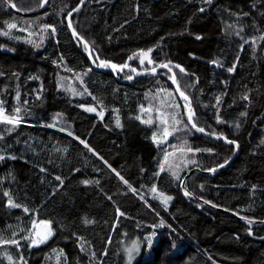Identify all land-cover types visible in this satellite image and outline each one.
Listing matches in <instances>:
<instances>
[{
    "label": "trees",
    "instance_id": "trees-1",
    "mask_svg": "<svg viewBox=\"0 0 264 264\" xmlns=\"http://www.w3.org/2000/svg\"><path fill=\"white\" fill-rule=\"evenodd\" d=\"M43 1L0 0V33H9L0 34V99L22 117L18 126L0 121V264H123L126 235L144 244L134 264H264V224L244 221H264V0H87L71 15L76 35L67 16L81 0H47L32 16L11 6L31 12ZM44 28L47 41L37 48L26 30ZM210 46L205 64L200 50ZM148 49L153 63L128 59ZM91 58L157 71L98 68ZM165 63L171 71L157 67ZM70 82H82L84 92L74 95ZM189 104L198 128L238 148L192 128ZM156 109L176 110L181 121L167 143L188 159L179 179L171 167L160 172L167 148L153 140L155 123L142 122ZM194 167L218 171L192 173L188 193L239 217L184 194ZM154 185L172 197L167 208L153 197ZM4 192L21 207L9 206ZM38 220L49 221L54 235L30 247ZM146 236L156 237L152 246ZM12 240L19 246L4 243Z\"/></svg>",
    "mask_w": 264,
    "mask_h": 264
},
{
    "label": "snow or ice",
    "instance_id": "snow-or-ice-1",
    "mask_svg": "<svg viewBox=\"0 0 264 264\" xmlns=\"http://www.w3.org/2000/svg\"><path fill=\"white\" fill-rule=\"evenodd\" d=\"M45 2H47V0H45ZM205 2L208 3V4H211V3H212V0H205ZM81 3H83V0H81ZM11 6L14 7L15 5H11ZM73 11H78V9H74ZM200 11L203 12L204 9H200ZM69 16H71V13H69ZM15 27H16L15 24H8V28H9V29H12V28H15ZM47 27L51 28V30H52L53 33L55 32V28H54V27H52V26H47ZM69 27H71V22H69ZM0 34H2V35H4V36H8V35H9L8 32H2V33H0ZM73 34L76 35L75 31H74ZM237 34H238V33H237ZM81 39H82V38H81ZM197 39H200V37H197ZM261 39H264V37H261ZM29 42H31V41H29ZM36 46L39 47V45H36ZM85 47H86V48L88 47L87 42H85ZM151 51H152V49H148L147 52H144L143 50H140L138 53H133V55L130 56L128 59H129V60H132V59H134L135 57L139 56V58H140V64H141V65L144 64L145 59H147V60H148V63L151 64V63H153V62H152V60H151L150 58H148V53H150ZM90 55H91V53H90ZM96 59H99V56H98V55L96 56ZM93 63H95V60H93ZM99 66H101V67H105V68H107V67H111L113 70H116L117 68H119V69L122 71L123 68L128 67V64L125 63L123 66H118V65H115V64H110V62L100 61V65H99ZM157 67H160V68H166V69H168L169 71H171V68H170L169 64H167V63H165V64H161V65H157ZM176 67L179 68L180 66H179V65H176ZM133 71H135V69H133ZM180 71H181V72H184V69H183V68H180ZM228 71H233V69H228ZM151 72H152V73H155V72H156V67H153V68L151 69ZM0 75H3V73L0 72ZM127 78H128V79H132V76H128ZM169 79L172 80V82H173L174 84L177 83L176 78H175V73H173V74L169 77ZM177 90H179V88H177ZM72 91H73V94H74V95H81V94H82V93L76 92L74 89H73ZM85 91H86V90H85ZM89 95H90V93H89ZM180 95L184 98L185 101L188 100V97L185 96L183 92H181ZM243 98H244V99H248L247 95H245ZM17 99H19V92H17ZM93 99H95V98L93 97ZM219 100H220V97H217V102H219ZM25 103H27V102H25ZM177 107H179V106H177ZM87 110H88V111H95L94 108H88ZM143 110H144V109L142 108V111H143ZM20 111H21L20 108H16V109H15V112L17 113L16 116H14V117L6 116V115L3 114V113H4L3 102H0V121H4V122H6L7 124H10V125H13V126H18L19 123L21 122V119H22V117L19 116ZM100 115L102 116L103 114L101 113ZM193 115H194V113L192 112L191 107H190V104H189V105H188V121H189V122H192V120H193ZM241 115H245V113H241ZM58 117H59V114H58ZM137 119H139V117H137ZM173 121H174L175 123H177V124H179V123L181 122V121H179V120H176L174 116H173ZM142 122H143V123H146V124H149V125H151V124L153 123V121H152L151 119L146 120V121H142ZM217 122H218V123L222 122V121L220 120L219 117H217ZM160 123H161V124H167V120H161ZM55 126H56L55 124L49 125V127H55ZM116 126H117V127H121V126H122L121 123H120V120H119V119L116 120ZM185 127H187V125H185ZM191 127L194 128V129H196V131H199V132H204V131H205L204 128H197V126H196L195 123H191ZM237 127H238V125H237ZM12 130H13V128H9V129H8L9 132H11ZM60 130H61V131H64L65 129H60ZM175 131H176V129L173 128L172 132H169L168 129L165 127V128L163 129V139H162V140H158V139H157V134L154 133V134H153V140H154L155 142H157V143H164V142L167 140V138H168L170 135H172L173 132H175ZM69 135H71L70 132H69ZM0 139H2V137H0ZM77 139H79V138H77ZM224 139L226 140L227 143H230V144H235V143H236L235 141L227 140L226 137H225ZM80 143L84 144L85 147H89V146L86 144L85 141H82V140H81ZM261 143H264V141H262ZM173 147H175V146H173ZM89 150L92 151V149H90V148H89ZM180 151H181V152L184 151L183 147L180 148ZM187 151H192V149H191V148H188ZM208 151H211V150H208ZM4 158H5V157L0 156V159H4ZM12 158L15 159V157H12ZM164 159H165V161H167V159H168V154H165ZM190 163H194V161H190ZM225 163H227V161H226ZM220 167H223V165H220ZM215 170H216V169H208V171H212V172H214ZM42 171H43V169H42ZM113 171H115V170L113 169ZM163 171H165V167H164V165L162 164L161 167H160V172H163ZM116 175L119 176L120 174H119V173H116ZM156 175L158 176V175H159V172H158ZM172 175H173L176 179H179V174H178V172L173 171V172H172ZM56 179H57L58 181H60L61 184L63 183V181L60 180V177H56ZM120 179L123 180V182H124L125 184L128 183L126 180L123 179V177H120ZM83 183H85V184H89V183H92V181H87V180H85V181H83ZM95 183H99V181H95ZM129 188L131 189V185H129ZM131 190H132L133 192H135V189H131ZM151 192H152V193H157V188H156L155 185L152 187ZM184 194H185L186 196L191 195V194L188 193L187 191H185ZM4 195H5V196H9V193H8V192H4ZM140 198H141V199H144L143 196H141ZM158 198L160 199L161 203L164 205L165 208H167V206H168V202L172 199L171 196H165L163 193H159ZM109 199H110V198H109ZM145 203L147 204V201H145ZM206 203H207V202H206ZM8 204H9V206L14 207V208H19V207H21V205L15 204V203L12 201V199H11L10 196H9V199H8ZM149 207H150V205H149ZM23 211H24L25 213H27V212L29 211V209H28L27 207H24V208H23ZM117 211H119V209H118ZM121 215H123V213H121ZM84 222H85L86 224L92 223V221H89V220H85ZM248 222H249V223H252L251 220H249ZM41 223H42V224H46L47 222L42 221ZM163 224H164V221L161 220V226H163ZM33 225L35 226V221H33ZM250 234H251V232H250ZM51 235H52V231H51V229L49 228V231H48L47 236H45L43 239H40V240H35V239L32 240V242H31V244H30L29 246L31 247V246L37 245V244H39V243H43V242L48 238V236H51ZM4 243H12V244H16L17 246H19V242L16 241V240H12V241H4ZM148 243L151 244V239H150V238H148ZM81 250H82V251L84 250L83 247H81ZM137 250H138V245H137L135 242L133 243V247H132V248L127 249L128 257H129V261H131L132 256H133V253H134L135 251H137ZM93 255H94V254H93ZM8 259L11 260V257L9 256Z\"/></svg>",
    "mask_w": 264,
    "mask_h": 264
},
{
    "label": "rangeland",
    "instance_id": "rangeland-1",
    "mask_svg": "<svg viewBox=\"0 0 264 264\" xmlns=\"http://www.w3.org/2000/svg\"><path fill=\"white\" fill-rule=\"evenodd\" d=\"M12 24L16 25V27L13 28L12 31L16 32V30H22V28L19 27L18 24H16V23H12ZM48 30H49V28H48ZM48 30H47V28H44L38 32L26 30L25 36H26V39L28 41H31V43H33L35 46L39 45V47H37V46L36 47L40 48L45 43V41H47L46 38L48 35ZM211 30H212L213 34L217 33L218 26L215 22H213L211 24ZM211 47L212 46H210V48L207 47L205 49L200 50V53L202 54L201 59L204 61L205 64H211L212 63L210 55H211V50L213 47L212 48ZM81 84H82V82L78 83V84L74 83V82H70L69 86H70L71 90L74 89L76 92L82 93V92H84V90H82L80 92L78 89L79 87H81ZM170 94L171 93L169 91H166L167 96H169ZM190 106H191V104H190ZM173 111H174V114L172 116H170L169 112H166V113L160 112V109H156V111H154V112L147 113L148 114V115H146L147 120L151 119L153 121V123H155V125H156V131L154 133L157 134V139H160V140L163 139V129L165 127L168 129L169 132H172L173 128L176 129V123L173 121V116L175 117L176 120H178L177 119L178 115H177L176 110H173ZM155 112L158 114H156ZM98 114H100V112H98ZM12 116L14 117L16 115L12 114ZM19 116L21 117V115H19ZM161 120H167V124H161L160 123ZM173 134H174V132H173ZM170 137H171V135L167 138V140L164 143H157V142L156 143L160 146L167 148V150H165V149L164 150H165V154H168V159H167V161H165V159L163 158V165L168 167V168L171 167V168H173V170L178 171L182 168V165L188 161V159L185 156V151H183V152L180 151L181 146L178 147L179 148L178 149V148H171L170 144H167ZM164 157H165V155H164ZM159 193H163L165 196H170L169 194L157 189V193H152V195L159 202H161L160 199L158 198ZM170 201L168 202V204L170 203ZM42 221L47 222V223L42 224L41 223ZM49 228L52 231V235L48 236V238L43 243L48 242L52 238V236L54 235V228H53L52 224L47 220L36 221L35 226H33V230L30 233V241L32 242V240H34V239L35 240L43 239L45 236H47ZM148 238L151 239V244L148 243ZM155 241H156L155 236H151V237L146 236V244L145 245L146 246L147 245L152 246ZM134 242L138 245V250L133 253L132 259H131V261H129L127 249L132 248ZM40 244H42V243H39V244L34 245V246H38ZM143 245L144 244H143V241L141 238L130 237V236L126 235L122 239V254H123V258H124L123 264H134L136 262V260L139 258V256L141 255Z\"/></svg>",
    "mask_w": 264,
    "mask_h": 264
},
{
    "label": "water",
    "instance_id": "water-1",
    "mask_svg": "<svg viewBox=\"0 0 264 264\" xmlns=\"http://www.w3.org/2000/svg\"><path fill=\"white\" fill-rule=\"evenodd\" d=\"M86 2H87V0H83V3H80L76 8H74V9H81L85 4H86ZM45 0L43 1V6H42V8L41 9H39V10H37V11H31V12H29V11H22V10H20V9H18L16 6H12L13 7V10L17 13V14H19V15H23V16H32V15H37V14H39V13H41V12H43L44 10H45ZM11 5H15L14 3H12L11 2ZM73 9V10H74ZM71 11V12H69V13H71V15L74 13V12H76V11ZM69 22H71V16H69V14H68V16H67V23H68V26H69ZM71 29H72V31H73V33H74V30H73V28H72V24H71V27H70ZM76 33V32H75ZM93 58H91V61H92V64L94 65V66H96V67H98L99 68V66H97L96 65V63H93ZM118 66H123V65H118ZM128 67H130V68H132V69H135L134 67H132V66H130V65H128ZM156 71H157V68H156ZM135 72L137 73V74H148V73H152L151 72V69L150 70H146V71H138L137 69H135ZM170 82H171V84L173 85V87H174V89H175V91H176V93L178 94V97L180 98V100L183 102V97L180 95V93H181V91H180V89L179 90H177V88H179L178 87V85H177V83H173L172 82V80H170ZM185 107L187 108V115H188V105H185ZM191 107V106H190ZM87 108H90V107H87ZM102 117L103 116H101V119H102ZM191 123H193V121L192 122H190V124ZM198 128V127H197ZM196 130V129H195ZM203 133H205V134H208V135H210V136H212V137H218V138H221V139H223V140H225L224 138L226 137V136H224V135H219V134H210V133H207V132H203ZM227 138V140H231V141H234V140H232V139H229L228 137H226ZM226 141V140H225ZM236 143H235V145L237 146V148H238V142L237 141H235ZM237 154V153H236ZM236 156V155H235ZM235 156H233V158L230 160V162H232L233 160H234V158H235ZM216 169V168H215ZM196 171H199V172H202V173H210V174H212V173H215V172H217L218 171V169H216L214 172H212V171H205V170H202V169H200V168H198V167H194V168H191L188 172H187V174L185 175V177H184V179H183V189H184V191H187L188 192V188H187V186H186V181H187V179L190 177V175L192 174V173H194V172H196ZM191 195L193 196V197H195L196 199H198V200H200V202H202V203H204V204H206V205H208V206H210V207H213V208H215V209H217V210H220V211H223V212H226V213H228V214H231V215H234V216H236V217H239L237 214H235V213H233V212H231V211H228V210H225V209H222V208H218V207H215V206H213V205H211V204H209V203H206L203 199H200L199 197H197L195 194H193V193H191ZM245 222H248L249 220H244ZM252 221V224H264V221H256V220H251ZM249 223V222H248Z\"/></svg>",
    "mask_w": 264,
    "mask_h": 264
},
{
    "label": "built area",
    "instance_id": "built-area-1",
    "mask_svg": "<svg viewBox=\"0 0 264 264\" xmlns=\"http://www.w3.org/2000/svg\"><path fill=\"white\" fill-rule=\"evenodd\" d=\"M0 102H3V101L0 99ZM3 108H4V113H3L4 115L13 117L12 114L8 111V108L4 103H3Z\"/></svg>",
    "mask_w": 264,
    "mask_h": 264
}]
</instances>
